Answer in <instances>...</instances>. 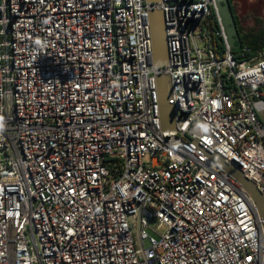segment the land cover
<instances>
[{"label":"built area","instance_id":"obj_1","mask_svg":"<svg viewBox=\"0 0 264 264\" xmlns=\"http://www.w3.org/2000/svg\"><path fill=\"white\" fill-rule=\"evenodd\" d=\"M263 115L264 49L238 62L215 0H0V264H264L256 205L208 154L264 192Z\"/></svg>","mask_w":264,"mask_h":264},{"label":"water","instance_id":"obj_2","mask_svg":"<svg viewBox=\"0 0 264 264\" xmlns=\"http://www.w3.org/2000/svg\"><path fill=\"white\" fill-rule=\"evenodd\" d=\"M159 0H147L149 3H155ZM219 11L222 24L224 26L225 34L230 49L236 50L241 45V36L238 25L235 20L232 4L230 0H215ZM150 24L152 29L153 40V64L157 67H164L168 64V46L166 38V24L165 14L160 10H153L150 12ZM160 95V110L162 128L165 130H172L175 128V108L170 105L168 101V94L172 82L169 76L160 75L157 77ZM207 152V151H206ZM210 158L225 172L238 182L242 188L250 195L257 210L259 211L264 226V192H262L257 185L249 179L243 171L235 164L226 162L221 156L216 153H208Z\"/></svg>","mask_w":264,"mask_h":264},{"label":"rangeland","instance_id":"obj_3","mask_svg":"<svg viewBox=\"0 0 264 264\" xmlns=\"http://www.w3.org/2000/svg\"><path fill=\"white\" fill-rule=\"evenodd\" d=\"M232 4L240 22L242 35L245 38H252L258 33L264 32V0H232ZM252 28L254 35H251ZM248 29L250 30L248 31ZM262 119L264 120V115ZM156 225L157 221L153 222L151 227H156ZM162 231L163 229L158 230V232ZM147 232L150 236H157L150 228L147 229ZM146 245L148 246V242Z\"/></svg>","mask_w":264,"mask_h":264},{"label":"trees","instance_id":"obj_4","mask_svg":"<svg viewBox=\"0 0 264 264\" xmlns=\"http://www.w3.org/2000/svg\"><path fill=\"white\" fill-rule=\"evenodd\" d=\"M230 2L232 4V0H230ZM232 8L235 14L234 7ZM235 20L237 22L239 33L241 36V45L238 49L233 50L232 53L238 62L254 58L258 54V52L261 51L264 47V32L258 33L256 36L252 37L253 39L251 37L247 39L242 35L240 22L236 15H235ZM251 35H254V34L252 33ZM218 45H219V49L221 50V52L224 51L225 49L224 45L220 43ZM245 46L249 47L251 51L247 53L245 56H243L242 50Z\"/></svg>","mask_w":264,"mask_h":264},{"label":"crops","instance_id":"obj_5","mask_svg":"<svg viewBox=\"0 0 264 264\" xmlns=\"http://www.w3.org/2000/svg\"><path fill=\"white\" fill-rule=\"evenodd\" d=\"M232 7H233V4H232ZM234 11H235V9H234ZM234 15H236V13L234 14ZM237 16V15H236ZM238 17V16H237ZM250 29H248V31H249ZM253 28L251 29V33H253ZM250 33V32H249ZM263 49H264V47H263Z\"/></svg>","mask_w":264,"mask_h":264}]
</instances>
